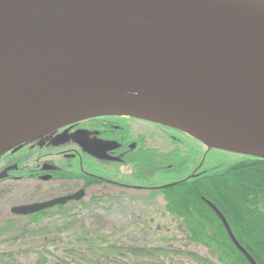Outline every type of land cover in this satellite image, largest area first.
<instances>
[{"label":"water","instance_id":"1","mask_svg":"<svg viewBox=\"0 0 264 264\" xmlns=\"http://www.w3.org/2000/svg\"><path fill=\"white\" fill-rule=\"evenodd\" d=\"M102 116L150 121L264 160V0H0V158Z\"/></svg>","mask_w":264,"mask_h":264},{"label":"trees","instance_id":"2","mask_svg":"<svg viewBox=\"0 0 264 264\" xmlns=\"http://www.w3.org/2000/svg\"><path fill=\"white\" fill-rule=\"evenodd\" d=\"M167 128L178 132L179 139L168 138L167 147L153 141L149 157L136 158L140 168L128 167L124 172L139 171L142 179L148 165L152 184L161 186L152 200L160 197L167 217L179 223V228L157 231V235L168 240L165 244H133L129 239L134 231L118 236L113 231L107 233L102 226L95 227L93 222L100 214L89 203L84 214L72 217L62 213L50 217L38 214L33 223L43 224V228H18L20 223L6 219L0 225V264H147L149 253L154 264L161 260L164 264H179V255L186 253L210 254L222 263L250 264L234 246L208 201L224 215L236 239L256 263L264 264V160L209 149L193 136ZM199 150L204 152L202 159ZM212 153L237 156L239 160L201 170L204 157ZM95 195L98 196L93 202L98 204L96 198L111 197L112 193ZM102 204L96 208L104 214L112 211V202ZM68 222L77 227L62 226ZM15 240L22 243L15 247ZM24 240L40 242L33 245ZM228 255L236 256V261L228 259ZM15 258H25L28 263Z\"/></svg>","mask_w":264,"mask_h":264},{"label":"flooded vegetation","instance_id":"3","mask_svg":"<svg viewBox=\"0 0 264 264\" xmlns=\"http://www.w3.org/2000/svg\"><path fill=\"white\" fill-rule=\"evenodd\" d=\"M168 138L179 139V133L167 126L129 116H102L73 123L1 156L0 193L20 190L23 197L31 199L10 210V214L16 218L30 220L25 224L30 229L43 225L33 223L38 214L50 217L62 213L72 217L79 213L84 214L89 203H92L95 212L102 218V215L111 214L117 205L119 208L127 207L128 214H135L136 208L139 207V226H134L133 238H130L129 242L145 245L165 244L168 240L157 235V231L179 228V223L168 218L171 221L168 222L169 226L158 225L152 233L156 220L147 215V208H160L163 219L167 218L162 199L159 197L152 200V195L160 192L161 186L152 184L148 165H145L142 179L139 178V171L138 174H135L136 170L128 174L124 172L128 167L140 168V164L135 162L136 158L141 155L149 157L153 141L167 147ZM91 148L101 152L104 157L93 156L90 153ZM98 192L112 195L96 198L98 204H95L93 198L98 196L95 195ZM74 196L76 198L66 204L33 215L22 216L12 212L17 207L44 204ZM135 196L139 204L137 206ZM102 202H112V211L104 214L102 209L96 208V205L102 207ZM62 226L71 229L77 227V224L68 222ZM146 257L147 264H154L150 260L152 254L149 253ZM227 257L234 261L237 259L234 255ZM236 262L234 264H238ZM159 264H164V261L161 260ZM179 264L232 263H222L210 254L186 253L179 255Z\"/></svg>","mask_w":264,"mask_h":264},{"label":"rangeland","instance_id":"4","mask_svg":"<svg viewBox=\"0 0 264 264\" xmlns=\"http://www.w3.org/2000/svg\"><path fill=\"white\" fill-rule=\"evenodd\" d=\"M203 151L199 150V156L200 159H202L203 157ZM239 160V157L237 156H231L228 154H224V153H212L209 154L207 156V158L203 160V167H201V170L206 171V170H211L214 169L216 167H219L221 165L224 164H229L230 162H234ZM112 172V171H109ZM137 196H135V206L139 205L138 201H137ZM31 199L29 197H23V195L20 193V190H14V191H5L4 193H0V225L3 226L4 223L6 222V219L8 220V218L12 221H15L16 223H20L21 225L18 226V228L24 227V225L27 223L26 221H30V220H26V219H21V218H16L14 215L10 214V210L12 207L18 205V204H22L25 202H29ZM138 208H136V213H131L128 214V209L127 207L123 208L117 205V207H115V209L110 213L106 214V215H102L104 218H102L101 216H99L97 218V221L93 222V225L96 226H102L104 227V229H106L105 231L107 233L113 231L114 233H116L118 236H124L128 231H134V226H139L138 221L139 220V216H141V213H138ZM160 208H157L155 210H151L150 208H147V215H151V217L153 219L156 220V223L153 225V230L152 233H154V229L158 226V225H168L171 222L168 217L165 219H163L162 217V213L159 212ZM131 212V211H130ZM157 214V215H156ZM136 217V218H135ZM165 220V221H163ZM165 222V223H162ZM0 226V227H1ZM44 226L40 227L43 228ZM142 235V234H141ZM143 237V236H142ZM15 238H13L12 240H14ZM14 242H16V246L18 247L19 244L22 243L21 240H15ZM25 244H37L38 242H40V240H32L30 242H28V240H24L23 241ZM1 243V241H0ZM1 249V248H0ZM3 250V249H1ZM15 260L17 261H24L26 263H28V261H25V258H15Z\"/></svg>","mask_w":264,"mask_h":264}]
</instances>
